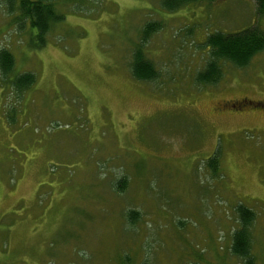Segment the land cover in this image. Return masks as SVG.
I'll return each mask as SVG.
<instances>
[{"label": "rangeland", "instance_id": "374dc122", "mask_svg": "<svg viewBox=\"0 0 264 264\" xmlns=\"http://www.w3.org/2000/svg\"><path fill=\"white\" fill-rule=\"evenodd\" d=\"M57 7L64 19L35 49L0 0V48L35 74L21 94L0 82V264H244L231 252L240 204L264 264V49L195 81L207 34L264 30L254 1ZM152 21L143 52L159 76L142 82L130 63Z\"/></svg>", "mask_w": 264, "mask_h": 264}, {"label": "trees", "instance_id": "16d2710c", "mask_svg": "<svg viewBox=\"0 0 264 264\" xmlns=\"http://www.w3.org/2000/svg\"><path fill=\"white\" fill-rule=\"evenodd\" d=\"M9 14H14V21L23 28L27 21L29 29L28 45L35 49L42 48L52 27L64 19V11L57 7L59 2L72 0H4ZM213 0H160L163 10L172 12L188 4L198 2H211ZM256 14L264 15V0H253ZM159 21L146 23L140 33L139 42L132 52L130 63L131 75L138 81H155L159 72L154 64L145 57L144 44L156 30L160 29ZM203 47L206 48V59L202 68L196 73L195 81L198 85L206 86L215 84L222 74V64H230L236 68L246 66L253 56L264 49V30L258 25L248 26L234 32L213 31L205 36ZM15 58L6 48H0V82L10 85L17 93L21 94L31 87L35 81L33 72H15ZM260 104L258 102H249ZM217 151L207 160L211 172L217 167ZM125 181V180H124ZM118 190L124 187L122 179L117 182ZM125 184V182H124ZM117 185V184H116ZM238 227L232 233L231 252L243 259L244 264H253L249 253L250 232L249 226L254 219V212L238 205L236 207ZM134 211L128 213L130 222H135Z\"/></svg>", "mask_w": 264, "mask_h": 264}, {"label": "flooded vegetation", "instance_id": "af4514ba", "mask_svg": "<svg viewBox=\"0 0 264 264\" xmlns=\"http://www.w3.org/2000/svg\"><path fill=\"white\" fill-rule=\"evenodd\" d=\"M232 105H234V104H232Z\"/></svg>", "mask_w": 264, "mask_h": 264}]
</instances>
